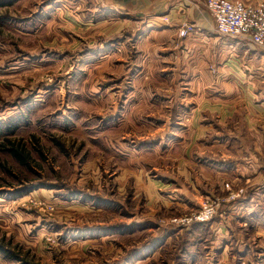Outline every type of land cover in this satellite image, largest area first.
<instances>
[{
    "label": "rangeland",
    "instance_id": "rangeland-1",
    "mask_svg": "<svg viewBox=\"0 0 264 264\" xmlns=\"http://www.w3.org/2000/svg\"><path fill=\"white\" fill-rule=\"evenodd\" d=\"M3 1L0 264H192L197 256V264L218 263L223 250L206 245L207 224L234 199L215 194L185 210L161 191L163 201L148 198L159 174L150 168L161 161L145 147L175 109L162 107L163 96L175 93V78L178 86L187 79L167 61L175 51L153 48L125 23L97 22V7L89 13L80 0ZM175 166L172 159L169 178L177 177ZM242 188L243 197L245 187L230 195ZM212 201L219 209L209 222H176ZM232 248L242 264L247 253Z\"/></svg>",
    "mask_w": 264,
    "mask_h": 264
},
{
    "label": "crops",
    "instance_id": "crops-1",
    "mask_svg": "<svg viewBox=\"0 0 264 264\" xmlns=\"http://www.w3.org/2000/svg\"><path fill=\"white\" fill-rule=\"evenodd\" d=\"M231 1L256 6L263 0ZM80 2L89 13L97 7L99 14L93 15L98 16L97 22L125 23L133 36L152 39L149 46L175 51L167 61L187 76L180 86L175 78V93L163 96L162 107L167 103L166 109L170 105L175 109L161 116L165 123L155 131L160 138L145 147L159 151L154 157L161 161V168L158 164L150 168L159 174L149 181L148 198L157 202L161 191L164 199L167 194L169 199L181 200L177 203L189 210V206L199 208L203 197L215 194L232 200L230 194L236 187H245L243 197L231 202L228 198L217 218L207 224L205 242L223 250L221 260L213 264H237V257L229 254L232 246L247 253L242 264H255V257H264V49L217 36L206 0H199L197 6L190 0ZM186 27L193 32L181 38L180 31ZM175 148L181 152L177 158L170 152ZM172 159L176 178H169L167 165ZM197 257L192 264L202 261Z\"/></svg>",
    "mask_w": 264,
    "mask_h": 264
},
{
    "label": "built area",
    "instance_id": "built-area-1",
    "mask_svg": "<svg viewBox=\"0 0 264 264\" xmlns=\"http://www.w3.org/2000/svg\"><path fill=\"white\" fill-rule=\"evenodd\" d=\"M197 6L199 0H190ZM206 8L213 25L214 31L225 37L242 38L253 46L264 49V0L256 6L246 5L231 0H206ZM192 32L191 27L183 28L180 36L187 37ZM244 190L241 189L232 198L241 196ZM219 209V202H207L194 218H183L177 220L178 224L186 225L191 221L209 222Z\"/></svg>",
    "mask_w": 264,
    "mask_h": 264
},
{
    "label": "trees",
    "instance_id": "trees-1",
    "mask_svg": "<svg viewBox=\"0 0 264 264\" xmlns=\"http://www.w3.org/2000/svg\"><path fill=\"white\" fill-rule=\"evenodd\" d=\"M7 4H5V2L2 0H0V8L1 7H4V6H6ZM16 125L17 124H15V125H10V126H8V132H14V130H15V128H16ZM1 134H2V124L0 123V136H1ZM8 151L10 152V154L15 158V159H17V160H19L20 162H22L23 164H25L26 163V159H25V156H24V154H22L17 148H15V147H13V148H10V149H8ZM3 251L4 252H6V250H4L3 249ZM8 251V250H7Z\"/></svg>",
    "mask_w": 264,
    "mask_h": 264
}]
</instances>
